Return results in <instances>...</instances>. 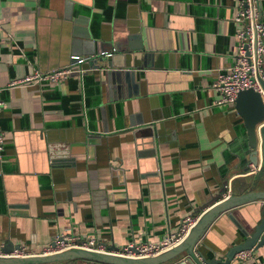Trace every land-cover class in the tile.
Instances as JSON below:
<instances>
[{
    "label": "crops",
    "instance_id": "1",
    "mask_svg": "<svg viewBox=\"0 0 264 264\" xmlns=\"http://www.w3.org/2000/svg\"><path fill=\"white\" fill-rule=\"evenodd\" d=\"M242 7V0H0V243L42 254L69 235L118 252L177 233L182 218H197L221 194L263 189L260 153L248 165L235 104L214 105L212 83L237 54ZM101 50L131 53L145 66L118 76L85 64L80 80L9 86ZM151 122L153 143L143 129ZM59 143L70 148L67 158L49 153ZM263 214L264 200L220 213L195 250L224 259ZM254 251L229 264H264V245Z\"/></svg>",
    "mask_w": 264,
    "mask_h": 264
},
{
    "label": "water",
    "instance_id": "2",
    "mask_svg": "<svg viewBox=\"0 0 264 264\" xmlns=\"http://www.w3.org/2000/svg\"><path fill=\"white\" fill-rule=\"evenodd\" d=\"M255 1L259 10H261L259 1ZM104 52H108L109 55H106ZM82 58L81 61H77L71 57L68 63L70 64L76 61L75 65L77 70L70 75H77L79 80L84 76L85 72L89 70L88 67H86L87 69L84 67L85 64H91V68L98 70L99 73H106L107 75L116 73L115 75L118 76H121V72H123L121 70L123 68L145 66L143 61L139 64L135 63L140 59L131 53H124L116 50H101L94 56ZM114 69L118 71H113ZM130 75H132L131 71H124L125 78L130 79ZM259 83L261 91L254 88L242 90L237 94L235 101V109L243 121L246 133V138L243 140V151L248 155V165L253 166L257 165L259 153L261 165L264 166V125L259 128L261 138L259 143L256 134V125L264 120V79L260 78ZM143 129L148 130V136L153 143L156 137L155 123L151 122ZM62 144L64 143H59L58 146L47 147L52 158H67L70 148ZM247 168L250 169V166ZM251 184L254 186L255 181H252ZM224 186L223 193L226 191V183ZM220 196L219 200L212 203L205 211L198 215L195 223L180 242L156 255L145 257L127 256L109 251H97L83 247H69L61 251L42 254L2 256L0 257V264H54L62 263L63 261H76L80 264H164L175 259L180 254H184V256L182 259L175 262V264H229L234 258V255L240 250L250 248L257 249L264 245V214L259 223L254 225L253 228L241 232L242 240L229 248L224 259L215 257L207 259L195 250V246L209 225L220 213L226 212L246 202L264 200V187L261 190H249L238 194L232 193L227 194L225 197L221 194ZM54 244L55 243L52 242L51 246H54ZM19 247L20 245H15L11 240H7V242L3 243L1 246V250L3 253L10 254L13 249ZM132 251L137 253L135 249H132Z\"/></svg>",
    "mask_w": 264,
    "mask_h": 264
},
{
    "label": "built area",
    "instance_id": "3",
    "mask_svg": "<svg viewBox=\"0 0 264 264\" xmlns=\"http://www.w3.org/2000/svg\"><path fill=\"white\" fill-rule=\"evenodd\" d=\"M243 7L240 9L236 20L244 24V28L237 35L239 43L237 54L232 62L225 68V71L219 72L212 87L216 93L214 105H233L235 104L237 94L245 89L254 88L261 91L259 79H264V24L261 21V13L255 0H242ZM105 53V52H104ZM109 55L108 52L105 53ZM72 58L81 61L83 58L79 55H72ZM76 61L61 68L52 69L46 72L34 70L22 77L13 79L9 86L28 83L49 82L56 84L65 79L71 73L77 70ZM2 101L0 100V107ZM4 135L0 131V150L4 146ZM197 218L186 216L182 218L180 229L177 233L165 235L158 240L131 241L127 243L120 251L114 252L127 256H152L167 250L177 244L187 234ZM54 246L49 245L43 253L61 251L69 247H83L97 251H105L103 246L96 243L93 237L78 241L76 237L61 235L54 239ZM2 256H27L31 255L25 247L13 249L10 254L1 251ZM135 249V251H132ZM253 248L240 250L234 255L235 260L246 261L254 258Z\"/></svg>",
    "mask_w": 264,
    "mask_h": 264
}]
</instances>
